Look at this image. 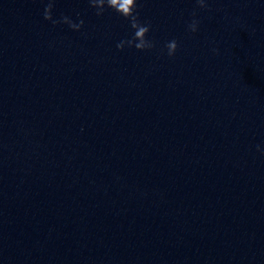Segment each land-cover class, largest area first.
Returning a JSON list of instances; mask_svg holds the SVG:
<instances>
[{"label": "clouds", "instance_id": "9594fccd", "mask_svg": "<svg viewBox=\"0 0 264 264\" xmlns=\"http://www.w3.org/2000/svg\"><path fill=\"white\" fill-rule=\"evenodd\" d=\"M44 4L43 18L46 21L51 22L53 26L64 24L67 25L73 31L79 32L84 26V20L80 19L78 22L74 21L68 15H61L59 18H54L53 10L56 5V0H41ZM90 8L95 10L97 16H103L106 11L111 10L117 15L128 21L130 28L132 29V35L130 38L121 40L117 45L118 50H124L125 46L128 48H135L138 51H146L153 49L156 45L153 40L148 38L151 30V25L148 22H142L138 13V0H87ZM196 4L200 9L210 10L207 0H196ZM193 19L188 24V31L190 33H196L199 30L200 21L196 19V12L192 13ZM164 48L167 50V55L173 57L178 49V43L175 39L165 43ZM217 52V49H213ZM258 151H262L257 146Z\"/></svg>", "mask_w": 264, "mask_h": 264}]
</instances>
